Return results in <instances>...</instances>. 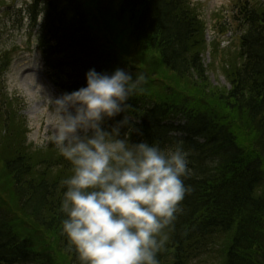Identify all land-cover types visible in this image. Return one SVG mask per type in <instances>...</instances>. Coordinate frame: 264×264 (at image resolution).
Wrapping results in <instances>:
<instances>
[{"label": "trees", "instance_id": "16d2710c", "mask_svg": "<svg viewBox=\"0 0 264 264\" xmlns=\"http://www.w3.org/2000/svg\"><path fill=\"white\" fill-rule=\"evenodd\" d=\"M27 13L64 94L86 86L91 68L144 72L145 93L129 101L139 118L131 141L164 147L181 133L191 149L193 190L166 230L160 264L208 252L217 264H264V0L233 5L237 48L221 65L228 88L208 79L205 25L189 0H32ZM12 59L0 54V264H80L60 232L71 165L52 142L28 141L23 100L4 84Z\"/></svg>", "mask_w": 264, "mask_h": 264}, {"label": "clouds", "instance_id": "9594fccd", "mask_svg": "<svg viewBox=\"0 0 264 264\" xmlns=\"http://www.w3.org/2000/svg\"><path fill=\"white\" fill-rule=\"evenodd\" d=\"M85 76L86 86L57 99L53 111L51 142L71 165L62 181L61 235L80 264H160L166 230L193 190L186 183L196 175L193 153L181 133L164 147L131 141L139 118L129 101L145 93L144 72L91 68Z\"/></svg>", "mask_w": 264, "mask_h": 264}, {"label": "rangeland", "instance_id": "374dc122", "mask_svg": "<svg viewBox=\"0 0 264 264\" xmlns=\"http://www.w3.org/2000/svg\"><path fill=\"white\" fill-rule=\"evenodd\" d=\"M30 1L8 0L5 6H0V54L4 50L13 52L5 75L6 90L10 96L17 95L23 100L20 114L27 124L28 141L34 147L44 148L51 143L52 126L58 120L53 113L55 101L64 93L53 82L52 70L44 66L38 53V27H30L25 10ZM189 1L196 6L205 25L203 37L207 48L201 57L208 79L214 86L228 88L221 65L237 48L232 13L233 5L239 0ZM102 8L100 1L97 11ZM217 261L216 252H208L191 264H217Z\"/></svg>", "mask_w": 264, "mask_h": 264}]
</instances>
